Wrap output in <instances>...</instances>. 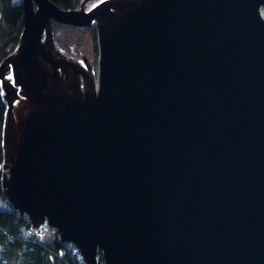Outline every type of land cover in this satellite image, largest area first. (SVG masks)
Returning <instances> with one entry per match:
<instances>
[{
    "label": "water",
    "instance_id": "water-1",
    "mask_svg": "<svg viewBox=\"0 0 264 264\" xmlns=\"http://www.w3.org/2000/svg\"><path fill=\"white\" fill-rule=\"evenodd\" d=\"M21 5L0 62L10 205L84 264H264V0ZM52 20L94 24L96 79Z\"/></svg>",
    "mask_w": 264,
    "mask_h": 264
},
{
    "label": "trees",
    "instance_id": "trees-1",
    "mask_svg": "<svg viewBox=\"0 0 264 264\" xmlns=\"http://www.w3.org/2000/svg\"><path fill=\"white\" fill-rule=\"evenodd\" d=\"M61 8H78L82 0H51ZM0 62L16 47L22 30L21 1L0 0ZM54 43L65 53H71V43L83 40L88 35L93 50V61L97 62V37L94 24L76 26L52 20ZM6 109L0 90V198L3 172L2 125ZM44 229L49 227L43 226ZM42 228V229H43ZM31 224L25 215H20L9 202L0 206V264H84L72 243H64L53 232L41 239L31 233ZM24 232H27L24 234Z\"/></svg>",
    "mask_w": 264,
    "mask_h": 264
},
{
    "label": "rangeland",
    "instance_id": "rangeland-1",
    "mask_svg": "<svg viewBox=\"0 0 264 264\" xmlns=\"http://www.w3.org/2000/svg\"><path fill=\"white\" fill-rule=\"evenodd\" d=\"M21 0H11L12 3H17V2H20ZM83 1V0H82ZM97 1V0H84V6L85 8H89L93 5V3ZM81 4V3H80ZM80 6V5H79ZM55 46L59 49V50H62L60 49L56 44ZM85 52L88 56H89V62H90V66H91V69H92V74H93V77L96 79V73H97V62L94 63L93 61V50H92V44H91V41L88 37V35L84 36V39L83 40H75V41H72L71 43V53L68 54L66 53L68 56L76 59L78 57V52ZM7 200L4 201L0 198V206H5L7 204ZM49 227V226H47ZM42 231V235L39 236L41 239H45V238H48L50 236H52L53 232H55V230L52 228V227H49L48 229H41ZM27 232H24V234H26Z\"/></svg>",
    "mask_w": 264,
    "mask_h": 264
},
{
    "label": "built area",
    "instance_id": "built-area-1",
    "mask_svg": "<svg viewBox=\"0 0 264 264\" xmlns=\"http://www.w3.org/2000/svg\"><path fill=\"white\" fill-rule=\"evenodd\" d=\"M43 226H46L47 225L44 223L42 225H40L38 228H33L31 229V233H34V234H38V235H42V231L41 229L43 228ZM67 244V242H64ZM76 249V248H75ZM77 251V250H76ZM78 252V251H77ZM79 253V252H78ZM80 255V254H79ZM81 257V256H80ZM96 260H97V264H104V261H103V257L100 253L97 254L96 256Z\"/></svg>",
    "mask_w": 264,
    "mask_h": 264
}]
</instances>
